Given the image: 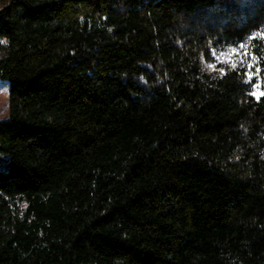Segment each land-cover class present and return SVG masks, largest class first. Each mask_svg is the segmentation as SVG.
Returning a JSON list of instances; mask_svg holds the SVG:
<instances>
[{
  "label": "trees",
  "instance_id": "1",
  "mask_svg": "<svg viewBox=\"0 0 264 264\" xmlns=\"http://www.w3.org/2000/svg\"><path fill=\"white\" fill-rule=\"evenodd\" d=\"M0 41V264H264V0H0Z\"/></svg>",
  "mask_w": 264,
  "mask_h": 264
},
{
  "label": "rangeland",
  "instance_id": "2",
  "mask_svg": "<svg viewBox=\"0 0 264 264\" xmlns=\"http://www.w3.org/2000/svg\"><path fill=\"white\" fill-rule=\"evenodd\" d=\"M247 47H241V44H238L237 47L226 52L223 56L220 57L221 61L224 62H243L248 58ZM254 70V69H253ZM252 80L257 81L254 85L253 92H255L256 97H260L264 94V86L261 79L258 77L256 72H252ZM10 96H9V85L8 83L0 80V120L6 119L9 116L10 112ZM3 167L0 166V169ZM3 179H0V183Z\"/></svg>",
  "mask_w": 264,
  "mask_h": 264
},
{
  "label": "snow or ice",
  "instance_id": "3",
  "mask_svg": "<svg viewBox=\"0 0 264 264\" xmlns=\"http://www.w3.org/2000/svg\"><path fill=\"white\" fill-rule=\"evenodd\" d=\"M0 43H2V41H0ZM241 47H244V45H241ZM233 67H235L234 64H233ZM248 67L251 68V65H249ZM221 71H223V70H221ZM257 72H259V69H257ZM248 76H249V80H251L252 74L250 72L248 73ZM252 94L255 95V92H253Z\"/></svg>",
  "mask_w": 264,
  "mask_h": 264
}]
</instances>
